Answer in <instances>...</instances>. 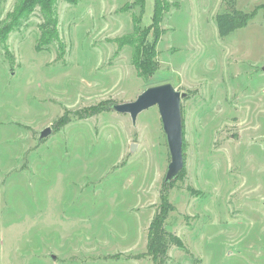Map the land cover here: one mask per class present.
Masks as SVG:
<instances>
[{
  "label": "rangeland",
  "instance_id": "374dc122",
  "mask_svg": "<svg viewBox=\"0 0 264 264\" xmlns=\"http://www.w3.org/2000/svg\"><path fill=\"white\" fill-rule=\"evenodd\" d=\"M19 3L0 0V33ZM154 5L59 0L61 46L39 44L38 10L0 40V264H153L136 256L164 193L175 208L164 227L185 246L167 264H264V0H237L256 16L223 38L222 0H161L156 69L144 75ZM160 84L191 92L186 178L164 193L158 107L135 125L110 108Z\"/></svg>",
  "mask_w": 264,
  "mask_h": 264
},
{
  "label": "trees",
  "instance_id": "16d2710c",
  "mask_svg": "<svg viewBox=\"0 0 264 264\" xmlns=\"http://www.w3.org/2000/svg\"><path fill=\"white\" fill-rule=\"evenodd\" d=\"M59 0H20L13 12L12 20L13 23L19 28L23 20L28 19L32 13L36 10L43 18V22L40 25V30L42 31L39 38V44L42 46H48L54 42L59 41L58 29H57V4ZM71 5H76L77 0H65ZM145 0H142L144 7ZM222 7L225 11L216 17V24L218 25V31L220 37H226L230 33L243 29L248 26L249 21L256 16V13H247L237 9V0H222ZM163 9L161 6V0H155L154 5V16L151 25V30L153 33V38L149 42L147 40L143 41V46L141 48L140 56L142 58L138 61V71L144 75L155 71L156 67V49L159 44V40L163 35V29L160 26L163 16ZM12 27V28H13ZM12 28L9 25H4L0 33V40H3L5 36L11 33ZM14 30V29H13ZM61 46V44H60ZM155 68V69H154ZM191 92L189 91V94ZM110 107V103H109ZM108 104H100L95 107L87 109V113L78 117V119H87L97 114L104 113L108 111ZM64 118V117H63ZM184 131V126H183ZM184 144V143H183ZM185 162V161H184ZM186 165L184 170L178 176V179L170 184L164 183L163 193L166 187L173 188L177 181H182L186 177ZM162 206L158 214L155 215L151 222L149 229V242L147 245V250L144 254L136 256V259H144L145 257L150 258L153 264H167L170 260L168 251L170 247L176 246L181 249H185L184 243L181 238L177 235L169 233L164 227V222L166 221L170 211H174V207L168 202V197L164 193L161 196Z\"/></svg>",
  "mask_w": 264,
  "mask_h": 264
},
{
  "label": "water",
  "instance_id": "95a60500",
  "mask_svg": "<svg viewBox=\"0 0 264 264\" xmlns=\"http://www.w3.org/2000/svg\"><path fill=\"white\" fill-rule=\"evenodd\" d=\"M189 97V92H180L172 84H160L141 93L134 102L125 104L111 103V109L119 114H128L135 125L141 112L158 107L163 132L166 134L167 147L170 153V165L165 175V184L178 179L184 170V117L182 113L183 101ZM52 129L47 128L40 133V140L50 137ZM134 151V145L131 146Z\"/></svg>",
  "mask_w": 264,
  "mask_h": 264
},
{
  "label": "crops",
  "instance_id": "0c3cea01",
  "mask_svg": "<svg viewBox=\"0 0 264 264\" xmlns=\"http://www.w3.org/2000/svg\"><path fill=\"white\" fill-rule=\"evenodd\" d=\"M264 76V75H263ZM250 95L252 96V92L250 93Z\"/></svg>",
  "mask_w": 264,
  "mask_h": 264
}]
</instances>
